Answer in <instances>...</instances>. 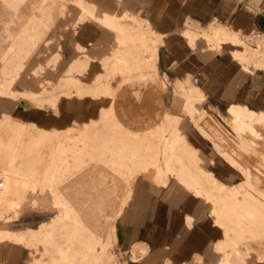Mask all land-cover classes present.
<instances>
[{
    "label": "bare ground",
    "instance_id": "1",
    "mask_svg": "<svg viewBox=\"0 0 264 264\" xmlns=\"http://www.w3.org/2000/svg\"><path fill=\"white\" fill-rule=\"evenodd\" d=\"M27 1L28 4L32 2L33 5L28 13L23 14L28 17V20L23 21V25L15 29H12L11 25L21 16L17 2L2 0L0 3L2 7L0 22L4 27L0 32V46L3 43L8 44V49L14 51L11 56L6 51V47H1L0 80L8 79L13 85L20 76L26 61L39 45L38 40L41 36L37 31V20L46 25L43 17L52 20L55 15L64 14L71 3L79 4L85 16L88 15L116 29L119 46H114L110 55L103 60L104 70H107L105 65L110 59L116 58L119 62H123L109 72L103 70L92 84L81 82L74 77L69 80L72 84L67 85L68 90L82 97L92 96L100 100L108 98V102L100 112V121L103 119L106 124L103 127H91L86 133L93 163L90 166H84V160L80 158V163L75 166L76 172H73L70 177L67 176V181L64 179L66 191L57 192V190L41 188L43 183L53 180L54 177L57 186H63V180L60 182L57 178H64L65 169H60L54 164L57 151L63 150L62 142L49 144L52 148L48 150L42 142L44 139L51 138L53 132L38 128L34 130L32 127L21 130L23 135L29 136L28 139H19V143L12 145L7 152L9 157L0 166V178L6 181V187L0 188V221L13 223V220L19 217L22 204L28 199L27 191L24 189L34 190L36 197L34 200L30 199L33 205L39 203L38 197L41 194H49L50 201L58 214L52 222L46 223L51 226L47 232L32 226L20 230L12 229L10 226L0 227V242L11 239L21 244L30 243L33 254L41 243L47 250L54 246L63 254L66 264L119 262L113 250L120 238L117 221L129 197L121 194L122 188L127 186L131 189L132 182L138 174L153 170L154 179L158 184H166L171 177H177L195 193L213 203L216 222L222 226L225 233L224 239L218 246V249L225 254L220 264H245L252 252H260L257 256L259 259H264V112L234 105L230 108L232 118H224L230 127H226L218 119L221 126L217 121L213 123L210 119L213 115L207 111H204L201 119L195 120L205 135L217 138L215 144L218 150L244 175V179L237 184L229 186L221 183L215 179L212 172L201 166L202 158L198 154V149L191 147L184 139L179 127V118L170 116L164 106L161 92L165 83L159 79L161 73L156 65L157 44L163 35L161 31L152 28L147 22L140 21L139 24L143 28L141 32L150 30L151 37H146L143 33L141 37L138 35L140 40L137 41L131 33L126 32L118 19L113 18V14L105 12L90 1ZM249 2L256 10L264 11V0ZM190 23L191 21L187 20V30L184 32L191 42L203 36L207 39L209 46L220 47L226 42L243 44L245 47L243 51L238 49L233 53L243 61L250 62L245 58L254 52L262 53L264 49L263 37L257 39V49L253 52L248 42L253 39L252 34L241 36V32L232 27L225 25L214 27L212 22L206 23L205 26L203 23L204 29L195 31ZM128 41L130 44L137 43L136 45L143 47V54L138 53L137 60L129 58V50L118 48L129 43ZM147 67L153 68L149 70ZM117 73L122 78L119 81L118 92L114 93V87L108 81L113 80L112 77ZM61 85L60 92L65 90V81H62ZM181 86L184 87L183 84ZM48 90L42 92H26L25 90L22 93L4 87L0 90V96L14 99L25 96L39 102L47 100L56 107L57 102L60 101L58 100L60 97L56 96L59 89L57 92L54 91L55 89L51 92ZM126 94H130L132 100H135L133 98L138 95H145L147 98H152L153 104L143 101L142 105L138 106V110H132L133 102L130 101L125 106L120 99ZM193 96L192 92L191 95L187 94L188 108L194 119ZM199 96H203L201 92ZM18 118L23 124L38 125L23 120V117L18 116ZM149 120L152 122L151 125L148 124ZM145 124L149 131L144 134ZM236 135L244 141V148L241 147L246 154L244 159H241L242 149L233 145L237 141L234 139ZM3 146L4 143L0 142V154L3 152ZM249 154V157L255 158L256 162H249L247 158ZM116 172H124L130 176L124 177L125 183H119L120 179L116 180ZM130 192L129 190V194ZM118 201H120L119 206ZM254 204L261 208V212L250 208ZM244 218L249 221L244 222ZM59 232L65 236L64 243L54 239ZM254 243L257 245L255 246ZM34 258L39 259V257Z\"/></svg>",
    "mask_w": 264,
    "mask_h": 264
},
{
    "label": "crops",
    "instance_id": "2",
    "mask_svg": "<svg viewBox=\"0 0 264 264\" xmlns=\"http://www.w3.org/2000/svg\"><path fill=\"white\" fill-rule=\"evenodd\" d=\"M89 1L105 10V12L113 14V18L118 19V22L124 26L128 33L133 27L136 28L140 25V21L149 23L152 28L163 33L157 44L156 65L159 71L160 68L162 69V72L160 71L161 78L159 77V79L165 83L161 93L167 112L170 116L179 118V127L184 117L188 116L198 132L207 138L214 150L221 155L230 168L238 172L241 177L233 182L222 180L216 175L213 168L204 167L202 165L204 160L199 154L202 158L201 166L204 169L212 172L215 179L226 185L230 186L241 182L243 179L242 173L221 154L216 147L215 139L213 140L207 137L195 123L191 116L192 112H190L188 108L187 94L191 95V92L194 94L193 111L195 110V116L201 111H203L202 114H204V111H207L215 116L223 125L226 123L227 125L229 124L224 118H232L230 108L234 105L264 112V49L262 53H260V51L258 53L254 52L255 49H257L256 44L250 42V46L254 53L249 56L250 59L249 57L247 58L250 62L246 60L243 61L242 58L239 59L233 54L238 49L243 51L245 48L243 44L226 42L222 43L220 47L209 46L207 39L203 36L191 42L184 31L187 30V20L191 21L190 26L195 31L204 29V27H202L203 23L205 26L206 23L212 22L214 27L220 25L232 27L234 30L241 32V36L253 34L256 38H264V30H261V28H264V17H260V19L259 17L255 18L258 13L262 12L256 10L250 4V0H238L239 10L237 17L230 20H223L216 13L211 14L206 20L194 18L189 14L185 15L183 23L179 27V32L184 37L190 50L196 48L198 43L202 41L203 51L198 50L196 52H191L188 50L187 52L185 48L184 51L180 53L179 40L176 42L175 47L171 48L167 45L168 35L169 32H172V27L168 26V21H171L168 19V15L166 11H164L165 8H163L162 5H160L161 10L159 13H155V11L152 12V6L150 8L147 4L135 6L133 10L132 8H123L117 11L102 8L95 0ZM215 1L216 3L218 2L217 0ZM116 2H118L117 4L119 6L126 3L130 4L132 1L116 0ZM182 3L188 6L192 4V0H187ZM73 7L77 8V13L72 24L76 25L79 22H90L97 26V30L99 29L97 35H93L92 39L88 38L85 43L76 41L74 46L79 53L68 61L63 68V72L56 80H52L50 77L46 76L39 81L40 87L38 89H31L30 85L25 83L27 79H23L22 77L25 70L24 68L12 85L15 91L22 93L23 91L25 92V90L26 92H42L44 89L48 90L49 88L48 91L50 92L54 89L56 92L59 89L60 92L62 89V81L68 83L70 77H75L86 82H93L103 71V60L110 55L114 46H119L116 29L100 23L88 17V15L85 16L84 10L77 3H71L60 18L64 17L66 12ZM117 15H119V18H117ZM171 17L175 19L176 15H172ZM241 17L244 20L250 17L251 26L249 28H243L245 22L240 21ZM65 26L67 25L65 24ZM140 27L142 28V26ZM149 35L151 37L150 32H148V36ZM105 36L110 37L113 42L108 52L101 53L96 51L97 49L89 47V44L93 43L101 45L100 43L103 42V37ZM52 41L53 38L48 36L43 43L50 44ZM123 46L124 45L118 48L122 49ZM33 54L31 57L34 56ZM52 59L53 61H51ZM60 59H62L61 52L59 50L54 51V53L47 58V63H39L34 66L31 69V74L36 76V74L41 73L45 70L44 65L48 63H50L49 65L51 68H54ZM94 65H98L99 69L96 70L92 78L87 79L89 75L87 68L89 69L90 66ZM74 66L77 67L75 68ZM72 68L73 72H71ZM192 73H196L198 77L195 75L192 77ZM26 76L28 77V73ZM121 78V76H116L114 79L116 82L114 81L115 83H112L116 84ZM168 81L170 82L173 93L178 95H174V100L171 101H174L175 106H168L163 95L168 87ZM181 84L184 85L183 88ZM59 92L57 93L60 94V96L56 93V96H58V98L60 97L58 99L60 101L57 102L56 107L52 106L47 100L44 101V104H36L25 96H20L17 99L0 98V113L5 111L27 114L31 118L37 120L44 116V112L42 111L44 107L49 106L55 111H58L60 105L62 106V109H60L64 116L71 119L73 116H82L87 113L85 111L87 110L88 101L96 102L100 100L92 96L82 97L80 95H68L70 93L67 94L66 88L60 93ZM200 92L203 95L202 97L199 96ZM73 96H76V98H72ZM179 97L182 98L181 102H179ZM104 105L105 104H100L98 106L96 116H91L83 121L73 120L61 128H66L67 126L73 125L75 122H89L98 118ZM179 107H181V110ZM211 107L215 109L216 113L210 111ZM184 135L189 145L197 148L198 152L201 148L205 150L203 144H200L201 147L194 145L188 140L185 133ZM209 160L210 162L213 161L211 157ZM174 178H176L177 182L182 184L183 187L177 185L173 181L170 182L171 178L166 184H158L154 179L153 170L140 173L134 178L130 198L118 220L119 235L121 237L119 242L122 248H120L121 255L115 253L119 262L114 264H220L223 262L225 254L218 249V246L224 239L225 233L222 226L216 222L213 214V203L208 201L204 196L195 193L192 188L184 184L179 178ZM185 189L190 191V193ZM191 194L200 197L204 202L194 201ZM40 223L41 221L36 226ZM23 228L12 229L20 230ZM9 241L15 244H11ZM20 245L29 248V252L31 254L33 253L32 248L29 246L11 239L1 241L0 264H21L22 258L24 257V250L21 249ZM30 261L31 264H33L32 257ZM245 264H264V261L258 259L256 256H251L247 259Z\"/></svg>",
    "mask_w": 264,
    "mask_h": 264
},
{
    "label": "rangeland",
    "instance_id": "3",
    "mask_svg": "<svg viewBox=\"0 0 264 264\" xmlns=\"http://www.w3.org/2000/svg\"><path fill=\"white\" fill-rule=\"evenodd\" d=\"M1 1L2 0H0V3H1ZM13 1L17 2L18 6L20 8L19 15H21L20 18L17 19L15 21V23H13L11 25V28L15 29V28L21 27L23 25V21L26 22L28 20V17L24 16L23 14L26 12L28 13V11L33 8V5H32V2H29V4H28L27 0H13ZM82 1L86 2L89 0H82ZM95 1L97 4L102 6V8H105L108 10H117V11H120L123 8H129V9L132 8V10H133L135 8V6H139V5L143 6V4H147L150 8L152 6V9H151L152 12L155 11V13L156 12L159 13L161 10L160 5H162L163 8H165L164 11H166V13L168 15V19H170V21H171V22L168 21V26L172 27V30H171L172 32H169V35H168L169 38H168L167 45H168V47H171V48L175 47L176 42H178V40H179V52L180 53H182L185 48H186L187 52H188V50L191 52L192 51L196 52L198 50L203 51L202 50V45H203L202 41H200L198 43L196 48H194L193 50H190V48L188 47V45L185 42L184 37L179 32V27L182 25L185 15L189 14L194 18L206 20L210 17L211 14L216 13L219 15V17L221 19L230 20L232 18L237 17L238 10H239L238 0H217L218 1L217 3L215 0H212V1L211 0H192V4H189L188 6H185V4H183L180 0L179 1L178 0H130V1H132L130 4L126 3V4H121L119 6H118V4H117L118 2H116V0H95ZM68 7H67V9H68ZM1 9H2V7L0 4V10ZM261 12L262 13H258L255 18L259 17V19H260V17H264V12L263 11H261ZM39 13L41 14V12H39ZM76 13H77V8L73 7V8H70L66 12V15L62 18H60L63 15L61 13H59L58 15H55V17H53L52 20H48L46 17H43L42 19H43V21L44 20L46 21V23H47L46 25L41 24L39 19L37 20V22H38L37 31L40 34L41 38H39V40H38L39 45L33 51L34 56L30 57L29 60L26 61V63H25L26 67L24 66L25 70L23 69L24 73L22 76L23 79H27L25 83L29 84L31 89H38L40 87L39 81L46 76L50 77L52 80H56L58 78V76L63 72V68L66 66L68 61L73 56H75L76 54L79 53V51L76 50V48L74 46L76 41L85 43L88 38L92 39L93 35H97V32L99 31V29L97 30V28H96L97 26L94 24H91L90 22L86 21V22H82V23H77L76 25L72 24V21L76 17ZM172 15H174V16L176 15V18L175 19L172 18L171 17ZM1 17H2V14L0 12V18ZM240 21L245 22L243 24V28H249L251 26L250 17L247 20H244L241 17ZM65 24L67 26H65ZM154 24H155V22H154ZM34 25H35V23L33 24V26ZM42 26H43V28H41ZM3 29H4V27L2 26V23L0 22V32H2ZM142 29L143 28H141L140 25H138L136 28L133 27V29H131L130 31L128 30V31L131 34L132 33H138V34H132V35L137 39V41H139L141 34L144 33V32L143 33L141 32ZM261 30H264V28H261ZM146 31L147 32H145L144 34L146 35V37L150 38V35L148 36V32L150 30H146ZM150 33H151V31H150ZM138 35H140V37ZM48 36H51L53 38V41L50 44H44L43 42H45V40ZM257 39L258 38L253 36V39L249 40L248 42H249V44H251L250 42L255 41L254 43L257 46V41H258ZM112 43L113 42L110 39V37L105 36V37H103V42L100 43L101 45H96V43H93V44H89V47H91L93 49H97L96 51H98V52L106 53L110 50ZM136 44H134V43L130 44V42L123 44L124 45L123 49L129 50L128 56L132 60H135V59L137 60L138 53H141V55L143 54L142 53L143 47L140 45L138 46ZM7 45L8 44H4V43L2 44V46L7 48L6 51L9 52V55L12 56L14 54V51H13V49L12 50L8 49ZM2 46H0V52L2 50L1 49ZM139 49H140V51H139ZM56 50H59L61 52V55H62V59H60V61H58V64L56 63L54 68H51V66L49 64H46L44 71H42L39 74H36V76H33L31 74V69L39 63H45L47 58L50 57L54 53V51H56ZM245 59H247V58H245ZM249 59H250V57H249ZM122 62L123 61L119 62V60H117L116 58L110 59L106 62L107 64L105 65L107 70H104V69L103 70L106 72H109V70L110 71L113 70V68L119 66L120 65L119 63H122ZM1 65H2V60L0 59V67H1ZM152 68L153 67H147V69H149V70H151ZM97 69H99L98 65L90 66L88 69L89 75H88L87 79L92 78ZM160 71L162 72L161 68H160ZM71 72H73V69ZM27 73H28V77L26 76ZM194 75L196 77H198V75L196 73H192V77ZM116 76H121V75H119L117 73L114 77H112L113 80L108 81V83L112 84V86L114 87V93L118 92V90H119V82H117L116 85L114 84L116 82L114 80ZM81 82L85 83L86 81L81 80ZM112 82H114V83H112ZM88 83L92 84V82H88ZM71 84H72L71 81H69V83H65V88L67 90V94L70 93L68 95L73 94V95L79 96V94L74 93L72 90H68L67 85H71ZM4 87H7L8 90L13 89L12 88V82L8 81V79L7 80H4V79L0 80V90H2ZM45 90L46 89H44L43 91H45ZM141 92L144 93V91H141ZM163 95H164L165 101L168 104V106H170V105L175 106L174 101L173 102H171V101L174 100V95H176V96H178V95L173 93L172 87H171L169 81H168V87L166 88ZM144 96L141 94V95H138L137 97L133 98L135 100H132L130 94H126V95H123L122 97H120V99L123 100V104L125 106L128 105L130 103V101L133 102L132 110H136V109L138 110V106L140 107L142 105L143 101H145L147 104H151V103L153 104L152 98H147L146 96L145 97ZM170 97H172V98H170ZM0 98H2V97L0 96ZM72 98H76V96H73ZM181 99L182 98L179 97V102H181ZM32 101L36 104H44V101H42V102L35 101V100H32ZM107 102H108V98L105 100H103V99L98 100L96 102L88 101L87 102V105H88L87 110L85 111L87 113L85 115H82V116L81 115L73 116L71 119L69 117L64 116L63 112L61 111L62 106H60V105H59L58 111H55L53 108H50L49 106L44 107L42 109V111L44 112V116H42V118L37 119V120H35L34 118H31L27 114L3 112L2 111L0 113V142H3L4 146L2 149L3 152H1V154H0V166L9 157L7 155V152L10 150L12 145L17 143L19 139H22V138L28 139V137H29L28 135L22 134V132H21L22 129L27 128V127H32V128H34V130H36L38 128L41 130H47V131L53 132V136L51 138L44 139L42 144L44 145L45 148L50 150L52 147H50L49 144L62 142L63 150L57 151V153L55 155L54 164L60 169H62V168L65 169L64 178L63 177L61 179H60V177L57 178V180H59L60 182H61V180H63V184H62L63 186L58 187L57 183H56V178L54 177L53 180L46 182V183H43L41 185V188L43 190L44 189L57 190V192L66 191L67 189L64 186V181L65 180L67 181V179H68L67 176L70 177L71 175H73V172H76L77 169L75 166L78 163H80V158H82L84 160V162H83L84 166H87V165L90 166L93 163V161L91 159V147L89 146V141L86 137V133H87L88 129L91 127H95V126L103 127V125H105L106 123L103 119H101V121H102L101 122L100 116H99L98 117L99 119L97 118V120H91L89 122H82V123L81 122H75L73 125L67 126L66 128H61V127L66 126L67 124H69L73 120L83 121V120H87L91 116H96L98 106L100 104H106ZM178 106H180V105H178ZM38 107H40V106H38ZM179 108L181 110V107H179ZM59 109H60V111H59ZM210 111L213 113H216L215 109H213V107H211ZM202 112L203 111H201L199 114H197V116H195L194 121L195 120L198 121L200 117L204 116V114H202ZM5 113H7V114H5ZM8 113H9V115H8ZM18 116L23 117V120H25L27 122H33V123L38 124V125L34 126V125H30V124H23L20 121V119L18 118ZM210 119L213 121V123L217 121V118L215 116H213V118H210ZM98 120H99V122L97 123ZM201 121L202 120H200V122ZM217 123L220 125V122L217 121ZM148 124L151 125L152 122L149 120ZM145 126L146 127H144V129H143L144 134L149 131L148 126L146 124H145ZM225 126L230 127V125H227V124H225ZM180 128L186 134L188 140L192 144L197 145V146H200V144L201 145L203 144L205 146V150L201 148V150L198 152V154H200L204 160V162H202V165L204 167L213 168L216 175L219 178H221L222 180L227 181V182L236 181L237 179H239L241 177L240 174L236 171H233L230 168V166L227 164V162L222 158V156L219 155L214 150V148L212 147V144L207 140V138H205L203 135H201L198 132V130L193 126V124L190 121V119L188 118V116L184 117V119L182 120V122L180 124ZM78 129H79V131H78ZM184 133H183V137L185 140H187ZM211 139H213V140L215 139V141H216L217 138L214 137ZM234 139H237V141L235 143H233V145L236 148L239 147L238 149H240L241 147H243L244 141L240 140V138L237 135L235 136ZM243 148H241L242 149L241 150L242 151L241 159H244L245 155H246L245 152L243 151ZM249 156H250V154L247 155V158H248L250 163L256 162L255 158L249 157ZM210 157L213 159L212 162H210V160H209ZM124 159H126V158H124ZM235 168L238 169L237 167H235ZM129 176L130 175H128L127 173L124 174V172L123 173L116 172V180L120 179L119 183L124 182L123 181L124 177L127 178ZM243 179H244V175H243ZM170 180H171L170 182L173 181L177 185L182 186V184L177 182L176 178L171 177ZM5 187H6V181L3 180L2 178H0V188H5ZM24 190L27 191L26 195H27L28 199L22 204L19 217L17 219H14L13 223H7V222H5V220H1L0 221V227H9L10 226V228H23L26 226H35L36 228H42L43 232H47L48 230L51 229V226L46 225V223L48 221L52 222L53 219L58 214L57 209H55V207L52 205V203L50 201L49 194H47V193L41 194V196L38 197L39 203L37 205H33L30 202V199L34 200L36 197L34 190L33 189H24ZM129 190L131 191V189L129 187L125 186L124 188H122V192H121V194H123L124 196H129L128 200H129L130 195H131V193L129 194ZM186 191H188V190H186ZM188 192L190 193V191H188ZM191 196H193L194 201L204 202L200 197L194 196L192 194H191ZM128 200H127V203H128ZM119 204H120V201H118L117 205L119 206ZM250 208L256 212H261V208H258L255 204L250 206ZM118 220H119V218H118ZM40 221H41V223L37 227L36 225ZM243 221L247 223V221H249V219L244 218ZM117 226H118V221H117ZM118 231H119V228H118ZM217 237H218V235H217ZM54 239L57 242L64 243L65 236H64V234H61L59 232L58 234H56L54 236ZM119 239H118V241H119ZM10 243L15 244L13 242H10ZM24 245L30 247V243H26ZM254 245L256 246L257 243H254ZM120 246H121L120 242L117 243L116 245H114V249H113L114 253H119L121 255L120 248H122V247H120ZM20 247H21V249L24 250L23 251L24 257L22 258L21 264H31V261H30L31 257H32V263L33 264H48V263L49 264H66L65 260L63 259V254L59 250L55 249L54 246L49 247V249L47 250V249H45L44 244L41 243L40 246L36 249V252L34 254L33 253L31 254L29 252V248H26L22 245H20ZM32 252H33V249H32ZM259 253L260 252H258V253L252 252L251 256L258 257L257 254H259ZM34 257H39V259L36 260ZM115 258H117L116 254H115ZM251 259H253V258H251ZM258 259H259V257H258ZM260 260L264 261V259H260Z\"/></svg>",
    "mask_w": 264,
    "mask_h": 264
}]
</instances>
